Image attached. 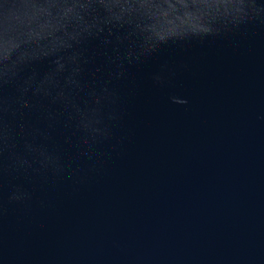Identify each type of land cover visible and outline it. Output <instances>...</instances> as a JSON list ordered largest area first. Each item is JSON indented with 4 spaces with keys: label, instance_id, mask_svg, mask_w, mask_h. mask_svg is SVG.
Returning a JSON list of instances; mask_svg holds the SVG:
<instances>
[{
    "label": "water",
    "instance_id": "95a60500",
    "mask_svg": "<svg viewBox=\"0 0 264 264\" xmlns=\"http://www.w3.org/2000/svg\"><path fill=\"white\" fill-rule=\"evenodd\" d=\"M0 264H264V0H0Z\"/></svg>",
    "mask_w": 264,
    "mask_h": 264
}]
</instances>
